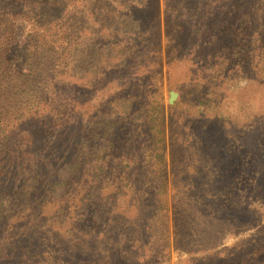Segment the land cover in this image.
<instances>
[{
    "label": "rangeland",
    "instance_id": "374dc122",
    "mask_svg": "<svg viewBox=\"0 0 264 264\" xmlns=\"http://www.w3.org/2000/svg\"><path fill=\"white\" fill-rule=\"evenodd\" d=\"M6 2L18 36L9 54L21 67L37 31L71 34L67 72L42 85L48 116L29 135L46 147L47 170L73 177L78 164L86 178L76 175L64 199L32 178L35 202L5 198L0 264H264V116L248 123L237 112L244 99L264 114V69H248L261 83L240 81L255 59L246 55V29L264 0ZM210 63L225 66L220 86L237 122L190 102L188 83ZM156 83L165 104L163 208L161 167L145 154L140 114Z\"/></svg>",
    "mask_w": 264,
    "mask_h": 264
},
{
    "label": "trees",
    "instance_id": "16d2710c",
    "mask_svg": "<svg viewBox=\"0 0 264 264\" xmlns=\"http://www.w3.org/2000/svg\"><path fill=\"white\" fill-rule=\"evenodd\" d=\"M6 1L0 0V216L11 210L10 205L5 202V198L9 196L24 197L30 202H35L29 196V193L34 191L29 186L30 178L41 182L44 185L42 192L56 199H64L70 190L69 186L72 183H78L79 179L76 175L81 174L80 179L83 180L86 178L83 176V171L78 169V164L73 165L76 169L73 177L71 174L55 175L51 170H47L46 147L36 142L35 146L41 147L44 151L41 155L33 145L34 136L29 135V132L35 134L36 128L41 126L44 123L42 120L48 116V111L44 107L42 85L45 87V84L56 79L59 73L67 72L71 34L52 26H48L42 32L37 31L33 35L34 41L26 55L25 65L21 67L18 64L19 58H14L9 54L12 46L18 41V36L14 28L16 13L8 10L9 3ZM4 4H6L5 8H3ZM260 10V14L255 13L251 17L254 22L250 23L251 25L246 29V55L255 59L245 68V77L240 80L241 82H262L260 77L252 75L248 70L252 72L255 69L260 71L264 69V36L261 35L264 33V7ZM257 16L259 19L256 18ZM242 17L250 19L247 14H243ZM242 25L243 21L240 19L235 26L236 32L243 29ZM223 69H225L224 65L217 67L215 63L207 64L201 77L195 82L188 83L193 96L190 102L193 103L195 112L237 122L239 115L228 108V101L225 97L228 91L220 86L223 83L221 77L225 74L222 72ZM157 74L161 75V73ZM227 83L231 84L230 80H227ZM180 85L181 90H188L184 87L188 86L185 83ZM157 89H159L158 83L153 90V96L148 103H145L140 114L145 113L143 117L148 120L145 136L148 138L149 146L145 154L152 163L161 167L160 198L161 208H163L165 206L164 191H166L165 173L167 172L165 167L167 154L165 104L161 91ZM236 89L242 90L238 93L246 94L245 90L238 87ZM261 99L263 101L259 104L263 105L264 98ZM241 104L245 107L237 112L244 113L248 123L264 116L262 111L253 109L251 105L254 103L250 102L248 106L247 101L243 99ZM26 124L30 125V129L26 128ZM98 133L101 135L100 132ZM82 140L83 137L77 134L74 143H81ZM39 164L42 166L39 167ZM31 166L36 168H31ZM62 170L68 172L67 168ZM84 200L85 197L82 198L81 207L87 209ZM63 214L72 217V212H67V210L63 211Z\"/></svg>",
    "mask_w": 264,
    "mask_h": 264
},
{
    "label": "water",
    "instance_id": "95a60500",
    "mask_svg": "<svg viewBox=\"0 0 264 264\" xmlns=\"http://www.w3.org/2000/svg\"><path fill=\"white\" fill-rule=\"evenodd\" d=\"M177 92L176 91H171V97H170V101L174 102L175 98L177 97Z\"/></svg>",
    "mask_w": 264,
    "mask_h": 264
}]
</instances>
